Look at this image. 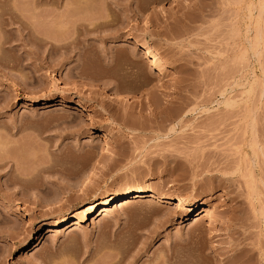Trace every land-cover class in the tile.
<instances>
[{"label":"rangeland","instance_id":"374dc122","mask_svg":"<svg viewBox=\"0 0 264 264\" xmlns=\"http://www.w3.org/2000/svg\"><path fill=\"white\" fill-rule=\"evenodd\" d=\"M68 1L0 25V264H264V0Z\"/></svg>","mask_w":264,"mask_h":264},{"label":"bare ground","instance_id":"6f19581e","mask_svg":"<svg viewBox=\"0 0 264 264\" xmlns=\"http://www.w3.org/2000/svg\"><path fill=\"white\" fill-rule=\"evenodd\" d=\"M16 1L18 2V0H16ZM23 1L25 2V0H22V1L19 0V2H18L19 5L24 4ZM61 1L62 0H48V1H46V0L45 1L44 0H35L34 1L33 0V4H32V6H30V9L29 10H31L30 13L32 14V16L33 15L36 16L35 10H37L38 8L46 5L48 2L50 3V5L58 6L61 3ZM70 1L71 0H69L67 3H69L71 5L73 4L74 6L73 5L72 6H70V5L68 6V4L66 3L67 6L66 5H65V7L63 6L64 7L63 9H64L65 12H68L69 11V12H71L73 14L76 11L77 12H80L81 11L82 13H83V11H84V13L85 12L86 13L87 12L90 13L91 11H95V10H97V7L98 6L102 7L101 4L104 3V1H106V0H100V2L101 1H103V2L102 3H99L100 5L97 3V7L96 6L94 7L92 5V3H91V1H94V0H73L74 3H72V1L71 2ZM9 2H10V0H9ZM9 2H8V0H0V10H1V13H2V14H0V23H1L0 25L2 26V30H4L3 27H7V26L9 27V26L13 25L15 22L20 23V26L22 28H24V27L26 28L27 27V24H25L18 16H16V15H13L12 16V13H13L14 10H17L18 12L20 11L19 10L20 8H18V6H16V5H18V3L15 2V1L13 2V0H12L11 3L12 4H15L16 3V4L14 6H11L10 7V4H8ZM31 2H32V0H31ZM89 2L91 3L92 6L90 5ZM106 3H107V1L105 2V4ZM26 5L29 7V4H26ZM102 5L104 7V4H102ZM100 7H98V9H101ZM4 14L8 15V17L7 18H3L4 17ZM2 15H3V17H2ZM57 35L61 36V32L59 34L57 33ZM145 45H146V47L148 49L155 50V47L152 44L146 43ZM121 55H122V53H121ZM109 59H110V57H109ZM130 62L133 65H136L137 64L134 61H130ZM135 74L136 73L134 72V76H135ZM106 89L109 92L111 91L110 95L112 94V98L111 99L113 101H117V102H121L122 101L123 97L120 94L121 92L119 90H116V88H113L111 86H108ZM85 184L86 183H83V186ZM84 187H87V186H84ZM144 199H147L149 201H162V200L166 199V196L163 195V194H161V193H158V192L154 193V192H151L150 190L142 189V188L136 189V190H131V191H128V192H125V193H122V194L114 193L112 196H110L109 198H107L106 200H104V202H102V205L97 210H95V211H94V203L95 202H92V203L88 204L87 205V208L81 214V217H80L79 220H76V219H74L72 217H62V218H59L56 222H54L53 224H51V226H48V227H46L43 230L44 231V235H46V236L47 235H51L53 232L56 231V229H58L59 227L65 225V224H67V225L68 224L69 225H75V226L80 227V223L86 222L88 220V217L90 216V214L92 212H96L97 211L98 216L105 217V216H107V215H109L111 213V207L112 206H113V208H117V207H120L121 208V207H124L126 205H129V204H132V203H135V202L142 201ZM53 204L56 205L55 203H53ZM178 207H180V204L179 203H177V204L174 205V208H178ZM12 209H15V208H12ZM11 211H14V210H11ZM208 212H209L208 208H203L201 210V212L197 216H195V217H198L195 220V222L196 223H199L203 217H206L208 215Z\"/></svg>","mask_w":264,"mask_h":264}]
</instances>
